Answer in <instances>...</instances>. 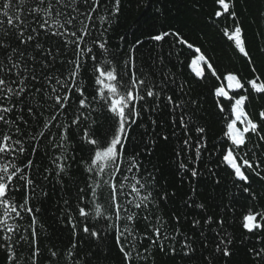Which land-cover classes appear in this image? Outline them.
<instances>
[{
	"label": "snow or ice",
	"instance_id": "6c2138e0",
	"mask_svg": "<svg viewBox=\"0 0 264 264\" xmlns=\"http://www.w3.org/2000/svg\"><path fill=\"white\" fill-rule=\"evenodd\" d=\"M151 2L157 3L159 0ZM214 3L222 6L224 13H229L230 8H234V0L231 5L226 0H214ZM121 10L122 0H0V209L3 210L0 212V252L5 255V264H17L16 246L21 241L27 243L30 249L31 264H38L37 258L41 254L35 228L37 220L32 215L34 209L27 206V197L19 205L11 199L19 190L14 187L18 182H23V188L36 186L34 179L25 171L34 166V161L27 159L24 170L14 161L28 152L26 143L38 141L41 137L47 138L46 133L55 126L59 130L60 143H55L56 134L51 133V146L64 151L61 152L60 158H54L52 162L56 164L57 175H60L66 170L65 153L70 145L69 134L72 127H79L84 122H87V125L83 129L81 140L91 147L87 149L90 155L84 165V170L89 174L90 199L85 188H80L79 200L84 206H76L78 216L82 218V233L88 238L100 239L102 233L110 232L113 243L121 254V264H136L139 260L147 259L135 250L137 243H142L144 239L149 240V247L156 246L161 252L167 248L168 252L177 254L176 236H168L163 230L166 222L157 217L160 224L157 227L148 214L150 206H158L154 192L159 189L155 171L147 172V180L139 175L143 164L140 156L143 152L151 150L150 146L156 143L157 138L169 140V135L161 136L155 131L157 120L152 118L160 111L162 104L165 108L171 106L174 112L179 110L178 118L174 116L172 122L177 124L178 119V127L184 137L178 136L175 131L171 133L177 136L178 140H182L178 156L194 146L195 158L199 160L206 146V128L195 124L193 116L196 113V102L183 98L187 95L185 86L181 84L178 89L170 87L176 84L170 71L161 70L160 79L153 78L156 73L150 76L141 71L137 75L133 71L130 74V66L135 59L134 53L138 50L136 46L143 43L139 38L135 39L128 49L123 68L118 69L117 54L109 52L107 33L112 27V22L118 19ZM215 15L219 17L222 12L216 11ZM230 15L232 18L237 16L234 10ZM261 15L264 18V13ZM242 34V27L237 21L229 39L234 41L235 47L247 58L253 76L242 82L237 74L227 73L225 80L233 95H229L223 87L214 88L215 95L226 98L230 105V115L226 118L224 132L227 140L222 141L225 147L218 151L222 157L221 163L232 169L230 175L233 176V184L240 192L247 194L249 199H256V193L253 191L255 185L260 184L261 190H264L261 162L249 160L247 152L243 156H237V153L247 146L250 134L264 141V135H261L264 132V105L256 112L255 119L246 111V102L250 103L249 96L252 92L256 94L253 98L264 99V82H260L261 74H257L256 67L253 66ZM168 36L176 37L180 44L188 43L178 31H160L150 35L149 39L159 42ZM123 39L124 37H121V40ZM188 47L191 48L192 45L188 44ZM89 59L95 73L94 83L98 86L91 100L85 94L86 82L82 79ZM199 59L204 61L205 57L201 55ZM159 63H164L162 55L159 56ZM206 66L211 75L219 79L212 64L206 63ZM240 90L247 94H239ZM169 92L173 94H168ZM37 98L42 103H38ZM73 98L78 105L74 118L70 123H63L58 117L73 107ZM45 104L47 108L44 107ZM93 104L98 107H93ZM189 104L193 106L191 109ZM216 106L221 113L225 111L222 104L217 103ZM38 110L40 117H44L45 111L51 114L44 117L43 130H33L29 135L24 128L29 125L28 118L37 119ZM93 113L104 114L108 121V126L103 131L102 125L93 118ZM145 114H148L147 126H150L152 131L140 133L143 144L141 148L138 144H132V131L134 126L145 127L140 123ZM53 122H56L55 125ZM192 131L198 134L195 141L189 134ZM129 144H132L131 152L128 150ZM80 147L83 149L84 145L81 144ZM36 151L37 147L33 146L31 152ZM58 159H63L64 163H57ZM179 168L190 173L192 178L199 176L197 169L189 167L187 163L181 162ZM208 171L212 172L211 169ZM43 178L48 179L47 176ZM216 183L219 184L220 181L217 180ZM104 187H107L108 194L102 203L100 197ZM167 198L166 192L160 196V200ZM64 203L67 205L68 201ZM189 206L205 208V204H197L195 201H191ZM130 208L134 210L130 211ZM18 209L32 216L29 225L30 236L17 235L21 226L8 223L10 219L22 218ZM141 209L144 210L143 215L135 211ZM66 219L71 226L73 237H76V219L71 212ZM89 219H102L104 223L97 228L87 223ZM173 219L179 220V217L174 216ZM140 220L147 222L151 235L146 231L143 236L137 237L135 224ZM214 222L219 224L220 231L209 228L210 231L217 232L218 240L213 241L215 248L207 258V264H212L217 254L225 258L234 254L231 249L233 238L223 229L224 219L213 221V217L208 216L204 224L210 226ZM192 224L194 227H200L201 221L195 219ZM242 228L250 235L264 230V212L250 208L243 216ZM175 231L178 233L179 229ZM201 235L203 236V231ZM164 241H172V244L166 245ZM193 242L191 237H183L180 251L184 252L185 256L196 251ZM76 248L77 242L74 240L69 255H75ZM144 251L147 252L148 249L145 248ZM248 252L254 264L264 262V247H253ZM51 255L55 257L57 252L51 251Z\"/></svg>",
	"mask_w": 264,
	"mask_h": 264
},
{
	"label": "trees",
	"instance_id": "16d2710c",
	"mask_svg": "<svg viewBox=\"0 0 264 264\" xmlns=\"http://www.w3.org/2000/svg\"><path fill=\"white\" fill-rule=\"evenodd\" d=\"M226 2L231 5L233 0H226ZM233 10L237 14L236 18H232L230 15ZM216 11H221L222 15L217 17ZM262 13H264V0H234V8H230L229 13H224L222 6L215 4L214 0H159L157 3H153L151 0H122L121 13L118 19L112 22V27L108 29L107 33L109 52L117 54L118 69L123 68V61L127 58L128 49L133 45L135 39L139 38L143 43L136 46L138 50L134 53L135 59L130 66V74L133 71L137 75L141 71L150 76L156 73L157 75L153 78L160 79L162 78L159 76L161 70L170 71L176 80V84L170 85V87L178 89L181 84L185 86L187 95L183 98L196 102V113L193 116L195 124L206 128V146L201 152L200 159L196 160L194 146L181 152L179 156L177 155L182 140H178L177 136H173L171 133L175 131L178 136L184 137V133L178 127V119L177 124L172 122L174 116L178 118L179 110L174 112L171 106L165 108L162 104L160 111L152 116L157 120L158 126L155 131L161 136L169 135V140L164 141L157 138L156 143L150 146L151 150L141 154L140 159L143 164L139 175L147 180V172L155 171L159 191L154 192V197L158 201V206H150L148 214L157 227L160 226L157 217L166 222V227L163 230L168 236H176L177 254L168 252L167 248L161 252L156 246L149 247V240L144 239L142 243H137L135 250L139 251L142 256H146L147 259L139 260L136 264H207V258L211 256L215 248L213 241L218 240L217 232L210 231L209 228L220 231L218 223L214 222L210 226L204 224L208 216H212L213 221L223 218L225 221L223 229L234 241L231 246L234 254L228 258L217 254V258L213 260L212 264H254L248 250L253 247H264V230L259 231L256 235H250L247 230L242 228L243 216L250 208L264 212V190H261L260 184L255 185L253 191L256 193V199H249L247 194L240 192L233 184L230 166L221 163L222 157L218 150L225 147L222 141L227 140L224 132L227 124L226 118L230 115V105L226 98L216 96L214 93L215 87H223L225 91L229 92V95H233L225 80V76L229 72L237 74L242 82L253 76L247 58L235 47L234 41L229 39L237 21L242 27V39L252 57L253 66L256 67L257 74H261L260 82H264V18H262ZM162 25L163 27H161ZM165 30L178 31L188 43L180 44L174 36H168L159 42L149 39L150 35ZM121 37L124 39L121 40ZM188 44H191L192 47L189 48ZM160 55L164 57L162 65L159 63ZM201 55L205 57V60L200 61L204 69L200 76L193 69L192 62ZM206 63L212 64L219 79L211 75ZM94 77L92 61L89 59L82 77L86 82L87 91L85 94L89 100L98 87L94 83ZM245 87L247 88L248 85ZM168 94L173 93L169 92ZM239 94L247 93L240 90ZM255 96L256 94L252 92L249 96L250 103L246 102V111H249L253 119L256 118V112L264 105V99H255L253 98ZM37 101L42 103L39 98ZM217 103L224 106L223 113L219 111ZM77 106L73 98V107L64 115L59 116V121L70 123L74 118ZM44 107L47 108V104ZM93 107H98V105L93 104ZM192 107L189 104V108ZM253 109L255 111H252ZM40 110L37 111L35 120L28 118L25 113L26 118L29 119V125L24 128V131L29 135L33 130L37 132L43 130V119L51 114L45 111L44 117H40ZM92 115L102 125L101 131L107 128L108 121L104 114L93 113ZM55 123L53 122V125ZM140 123L145 127L136 128L134 126L132 144H138L143 148L140 133L152 131V128L147 126L148 114L141 118ZM86 125L87 122H84L79 127H72V132L69 134L70 145L65 153L67 157L66 170L60 175H57L56 164L52 162L54 158H60L61 152L64 151V149L57 150L51 146V133L56 134L55 143H60L59 130L55 126L48 130L47 138L41 137L38 141L26 143L25 147L28 152L23 156H18L14 161L22 170H24L27 159L34 161V166L25 171L30 178L34 179L36 186L23 188L21 187L23 182H18L14 187L19 190L11 199L19 205L27 197L29 201L27 206L34 209L32 215L37 220L35 228L41 252L37 258L38 264H121V254L118 253V249L113 243L112 234L110 232L102 233L100 239L86 237L82 233V218L76 211L77 204L84 206L79 200L80 188H85L90 199L89 174L84 170V165L90 155L87 149L91 146L81 140ZM189 134L195 141L198 134L194 131ZM261 135H264V132ZM148 138L145 137V139ZM81 144L84 145L83 149L80 147ZM132 144L128 146L129 152L133 150ZM33 146L37 147L35 153L31 152ZM245 152H247L249 160L261 162V174L264 175V141L259 140L254 134H250L247 146L239 150L237 156H243ZM72 157L75 159L73 160ZM181 162L189 164V167H195L199 176L192 178L190 173L180 169ZM238 162L240 161L238 160ZM57 163L63 164L64 160L58 159ZM208 169H211L212 172L210 173ZM44 176H47L48 179L45 180ZM217 180L220 181L219 184L216 183ZM165 192L168 194V198L160 200V196ZM173 193L175 195H172ZM107 194L108 189L104 187L100 197L102 203L105 202ZM64 201H68V204L65 205ZM191 201H195L197 204L203 203L205 208L190 207ZM37 209L38 211H36ZM18 210L21 211L22 218L10 219L8 223L21 226L17 235L30 236L29 225L32 216L22 209ZM89 210L91 209L89 208ZM129 210L133 211L134 209L130 208ZM2 211L0 209V212ZM135 211L141 215L144 214L143 209ZM69 212L77 221L78 235L76 237H73L71 226L67 223L66 217ZM174 216L179 217V220L173 219ZM195 219L201 221L200 227L193 226L192 221ZM87 223L100 228L104 222L102 219L99 221L89 219ZM135 227L137 237L143 236L146 231L151 235L147 222L140 220L135 224ZM176 229H179L178 233L175 231ZM201 231H203V236ZM184 236L191 237L194 241L193 248L196 251L190 253L189 256H185L184 252L180 251ZM81 239L83 242H80ZM15 240L16 236H14L13 242ZM74 240L77 242L76 254L69 255ZM164 242L169 246L172 244V241ZM145 248L148 249L147 252L144 251ZM50 250L57 252V256L53 257ZM16 251L18 254L17 264H31L30 249L27 243L21 241L16 246ZM0 264H5L3 252H0Z\"/></svg>",
	"mask_w": 264,
	"mask_h": 264
},
{
	"label": "rangeland",
	"instance_id": "374dc122",
	"mask_svg": "<svg viewBox=\"0 0 264 264\" xmlns=\"http://www.w3.org/2000/svg\"><path fill=\"white\" fill-rule=\"evenodd\" d=\"M200 61H201V60L199 59V57L195 58V59L193 60V62H192V67H193V69L196 71L197 74L200 73V74L202 75L204 69H203V65L201 64ZM201 75H200V76H201Z\"/></svg>",
	"mask_w": 264,
	"mask_h": 264
}]
</instances>
